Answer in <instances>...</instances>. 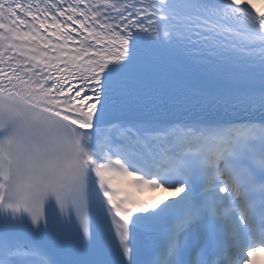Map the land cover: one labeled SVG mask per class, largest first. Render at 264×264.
<instances>
[{
  "label": "snow or ice",
  "instance_id": "1",
  "mask_svg": "<svg viewBox=\"0 0 264 264\" xmlns=\"http://www.w3.org/2000/svg\"><path fill=\"white\" fill-rule=\"evenodd\" d=\"M258 253L264 7L0 0V264Z\"/></svg>",
  "mask_w": 264,
  "mask_h": 264
},
{
  "label": "bare ground",
  "instance_id": "2",
  "mask_svg": "<svg viewBox=\"0 0 264 264\" xmlns=\"http://www.w3.org/2000/svg\"><path fill=\"white\" fill-rule=\"evenodd\" d=\"M256 7L260 6V5H263L264 4V1H261V3L259 2L258 4L257 3H254Z\"/></svg>",
  "mask_w": 264,
  "mask_h": 264
},
{
  "label": "rangeland",
  "instance_id": "3",
  "mask_svg": "<svg viewBox=\"0 0 264 264\" xmlns=\"http://www.w3.org/2000/svg\"><path fill=\"white\" fill-rule=\"evenodd\" d=\"M261 1H263V0H252L253 3H259Z\"/></svg>",
  "mask_w": 264,
  "mask_h": 264
}]
</instances>
